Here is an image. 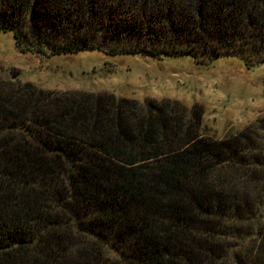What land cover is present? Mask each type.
Segmentation results:
<instances>
[{"label":"trees","instance_id":"1","mask_svg":"<svg viewBox=\"0 0 264 264\" xmlns=\"http://www.w3.org/2000/svg\"><path fill=\"white\" fill-rule=\"evenodd\" d=\"M8 31L47 56L264 66V0H0ZM193 109L0 81V264H264V118L217 139Z\"/></svg>","mask_w":264,"mask_h":264},{"label":"rangeland","instance_id":"2","mask_svg":"<svg viewBox=\"0 0 264 264\" xmlns=\"http://www.w3.org/2000/svg\"><path fill=\"white\" fill-rule=\"evenodd\" d=\"M14 80L57 92L111 94L135 99L140 106L149 100H175L189 111L194 107L201 111V123L193 129L196 134L217 139L264 118V66L249 70L234 56L211 63L112 56L98 50L47 56L22 52L12 32H2L0 81Z\"/></svg>","mask_w":264,"mask_h":264}]
</instances>
